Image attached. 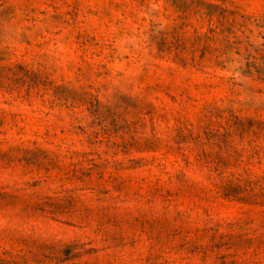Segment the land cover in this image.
I'll list each match as a JSON object with an SVG mask.
<instances>
[{
	"label": "rangeland",
	"instance_id": "obj_1",
	"mask_svg": "<svg viewBox=\"0 0 264 264\" xmlns=\"http://www.w3.org/2000/svg\"><path fill=\"white\" fill-rule=\"evenodd\" d=\"M0 264H264V0H0Z\"/></svg>",
	"mask_w": 264,
	"mask_h": 264
}]
</instances>
